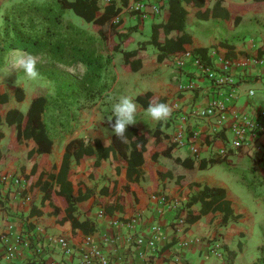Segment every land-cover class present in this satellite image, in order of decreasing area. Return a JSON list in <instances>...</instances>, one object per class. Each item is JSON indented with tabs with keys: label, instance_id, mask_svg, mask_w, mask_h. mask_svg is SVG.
Here are the masks:
<instances>
[{
	"label": "crops",
	"instance_id": "crops-1",
	"mask_svg": "<svg viewBox=\"0 0 264 264\" xmlns=\"http://www.w3.org/2000/svg\"><path fill=\"white\" fill-rule=\"evenodd\" d=\"M18 1L21 0H0V21L4 9ZM154 1L127 0V4L112 18L114 24L119 23L118 28L136 26L131 31V41L125 47L120 44L117 49H111L109 43H119L120 38L108 27L102 28L106 38H99L98 52L108 56L110 62L100 76V84H106L92 97L85 93H67L60 99L56 95L55 83L46 77L45 82L26 85L22 80L25 74L22 69L9 71L8 59L17 50L8 51L0 60V93L7 95V100L0 103V177L6 176L4 181L0 180V234L13 224V232H20L30 242L34 241L29 249L22 246L12 260L5 257L0 244V264H80L81 251L87 247V236L94 238L111 264H224V247L237 251L233 264H256L264 242V186L252 192L251 182L264 183L261 155L251 154L252 150L242 147L229 149L225 157L217 156L218 148L228 146L229 135L223 130L213 131L212 118L188 120V128L196 132L190 140L199 148L198 154H193L187 145L177 146L169 141L178 126V121L173 118L175 107L184 113L204 108L219 89L195 66L187 64L183 69L178 68L173 60L181 51L159 60L157 48L151 43L139 49L142 59L137 70L124 67L122 50L138 49L140 42L150 40L153 23L168 21V0H158V13L152 12L149 5ZM107 2L99 0L102 6ZM141 2L144 6L139 13L135 7ZM181 6L186 11L184 29L173 28L167 36L176 38L186 33L190 41L184 44V48L189 51L197 47L207 48L214 67H220L224 60L236 62L264 55V0H183ZM214 9L217 14H212ZM206 12V17L201 16ZM78 25L95 37L99 36L100 26L88 22ZM6 57L8 61H4ZM162 65L167 69L161 72ZM78 66L83 72L84 66ZM60 67L63 68L62 65ZM63 69L71 73L68 67ZM20 73L22 75H17ZM232 73L235 74L237 94L232 101L233 108L251 114L264 112V66L249 62L233 65ZM187 77L195 78L196 87L179 91L178 81ZM18 87L23 91L21 100L15 98ZM249 90L254 93L250 95ZM146 92L148 94L145 95ZM38 95L48 98L43 115L53 141L48 153H37V144L32 138H17L15 127L4 119L12 108L25 113L32 98ZM121 95L134 98L138 110L133 126L138 134L148 135L146 149L142 152L143 162L139 166L138 179L129 180L127 160L118 152L110 151L99 160L97 155L79 162L70 157L66 179L74 195L90 191L89 197L78 201L77 205L88 209L98 224L95 231L85 233L80 228H72V222L57 196L59 182L49 175L58 173L66 145L72 139H98L103 147L111 144L112 131L108 120L113 115V104ZM138 95L143 96L145 105L136 99ZM150 102L169 104L172 107L170 118L161 122L148 118L145 109ZM258 142L264 153V131ZM214 157L223 161L199 167L200 160ZM176 158H191L193 166L186 167ZM217 164L224 165L226 170L220 171L223 172L220 178L211 173L201 177L187 176L196 169L210 171ZM14 178H19L20 183H13ZM40 182L51 186L49 199L42 200L44 190ZM194 182L224 187L232 214L236 217L221 225L223 213L210 211L186 228L178 226L176 221L187 211L183 204L195 192ZM244 183L248 190H244L246 186L240 189ZM245 196L247 198L243 201ZM161 197L166 200L162 202ZM171 201H175L177 206L182 205L179 216L176 215V205L170 206ZM53 205L58 206L57 213L53 212ZM199 207L200 203L196 202L190 209L196 213ZM75 215L79 220L84 219L81 211H75ZM132 217L136 220L129 227L127 221ZM153 224L160 227L162 239L154 250H150L138 244L136 237L148 238ZM49 235L64 236L73 248L72 254L64 256L57 245H47L41 255L35 256L36 260L32 253L36 239L45 240ZM184 239L189 242L187 245L182 244ZM250 245L252 252L249 254Z\"/></svg>",
	"mask_w": 264,
	"mask_h": 264
},
{
	"label": "trees",
	"instance_id": "trees-1",
	"mask_svg": "<svg viewBox=\"0 0 264 264\" xmlns=\"http://www.w3.org/2000/svg\"><path fill=\"white\" fill-rule=\"evenodd\" d=\"M181 1L183 0H168L170 13L168 21L152 24L149 41L140 42L138 49L122 50L123 64L126 69L135 71L140 67L142 54L139 49L144 48L148 43L157 48L159 60H163L165 56L172 52L186 50L184 44L190 41L186 33L176 38L167 36L173 28L184 29L186 11L181 6ZM184 1L189 2L191 0ZM126 4L127 0H108L103 6L99 4V0H21L15 2L6 7L1 14L0 60H3L8 51L17 50L32 53L39 58L37 63L39 73L55 83L58 98L63 99L67 93L75 95L85 93V95L92 97L106 84L105 82L100 84V76L110 62L108 56H103L98 52L97 43L99 38H106L105 31L102 28L104 26L108 27L120 38L119 43L115 44L113 41L109 43V47L114 50L120 44L125 47L132 39L131 31L136 29V26L118 28L119 23L114 24L112 22V18ZM69 9L85 22L100 26L99 36L95 37L86 28L66 19L64 14ZM100 9L102 11L99 13ZM132 12L137 11L132 10ZM138 12L141 11L138 10ZM212 14H217V11L214 9ZM207 15V12L201 14L203 17ZM223 15H226V13ZM190 51L204 66L217 68L210 62L207 48L197 47ZM80 64L84 66V70L78 76H74L60 67L61 65L75 67ZM15 98L17 100L23 98V91L19 87L15 91ZM142 98V95H138L136 99L145 105ZM6 100L7 95L0 93V103ZM74 101L77 102V99L75 98ZM47 104L48 98L44 95H38L32 98L25 113L12 108L6 112L4 118L6 123L15 127L17 138H32L36 142L35 151L37 153H48L52 148L53 141L43 118ZM109 119L114 120V115L110 116ZM1 136L2 133L0 132ZM147 139L148 135L146 133L138 134L136 128L129 125L124 140L121 141L112 133L111 144L107 147H103L98 139L74 138L67 143L58 173L50 174L49 177L59 182L57 196L66 212V216L72 222L73 229L80 228L83 232L89 233L95 231L98 224L90 216L88 209L77 205L78 201L89 197L90 191L74 195L71 184L66 179L70 157L73 156L75 161L79 162L83 158L97 155V160H99V158L106 157L110 151L118 152L127 160L128 179L137 180L139 166L143 162L142 152L146 149ZM176 161L186 167L193 166L191 158L183 160L176 158ZM222 161L217 157L208 160L203 159L199 161V167L204 168L207 164ZM133 174H135L134 177ZM160 175L163 176L164 174L160 172ZM39 184L44 190L42 200L49 199L51 186H48L47 182H40ZM192 187L195 192L184 202L183 207H186L187 211L179 217L182 222L176 221L178 226L186 228L187 225L196 221L201 215L210 211L223 213L221 225H225L231 217H236L232 214L230 201L226 198L224 187L201 185L198 182L192 183ZM196 202L200 203V207L195 213L190 207ZM181 206L176 205L177 216H179ZM57 211L58 206L53 205V212L57 213ZM75 211H81L84 214V219L79 220L75 215ZM236 253V250L224 247L222 252L224 264H233ZM256 264H264V242L261 245Z\"/></svg>",
	"mask_w": 264,
	"mask_h": 264
},
{
	"label": "built area",
	"instance_id": "built-area-1",
	"mask_svg": "<svg viewBox=\"0 0 264 264\" xmlns=\"http://www.w3.org/2000/svg\"><path fill=\"white\" fill-rule=\"evenodd\" d=\"M146 3V2H145ZM152 8V12L158 13L160 10V3L158 0L149 3ZM144 6V2L137 5L135 9L141 10ZM175 65L183 69L187 64L195 66L201 74L210 79L214 86L219 90L216 95L208 101V104L201 109H193L190 112L184 113L180 111L176 106L174 110L173 118L177 120L178 126L173 134L170 136L169 141L177 146L187 145L189 146L193 154L199 153V148L190 140L191 137H195L196 132L188 128L189 119L198 118H212L213 119V131L218 132L223 130L228 133V146H222L217 150V156L225 157L229 149H239L247 147L248 150H252L251 154H259L262 157L264 164V153L262 146L258 142L261 133L264 131V112L248 113L241 109L233 108V100L236 97V79L234 73H232V66L234 65H246L247 62L256 65L264 66V55L258 57H252L247 59H241L233 62L232 60H224L222 65L218 68H211L204 66L198 58H195L191 51L185 50L177 53L174 57ZM194 77H187L178 81L179 91H188L196 87ZM248 93L253 94V90H249ZM6 179L5 175L0 177L1 181ZM13 183H20L19 178H14ZM161 201H165L164 197L160 198ZM175 201H171L170 206L174 207ZM136 217H132L127 221L129 227L133 226ZM178 221L182 222L179 218ZM118 222L116 221L115 224ZM150 235L146 239L136 237L138 244H142L150 250H154L157 246V242L162 239L160 234V227L156 224L150 226ZM34 242V241H33ZM30 239L20 232H13V224L7 226V231L0 234V244L3 246V253L9 260L19 252L22 246L27 249L31 248ZM87 247L82 249L80 264H111L110 259L104 254L102 249L98 246L92 236L85 238ZM189 242L183 240L182 244L187 245ZM57 245L60 252L64 256H69L73 252L72 246L68 243L64 236H46L45 240L36 239L34 246L32 247L33 256L41 255L44 252V246ZM36 257V258H37Z\"/></svg>",
	"mask_w": 264,
	"mask_h": 264
},
{
	"label": "clouds",
	"instance_id": "clouds-1",
	"mask_svg": "<svg viewBox=\"0 0 264 264\" xmlns=\"http://www.w3.org/2000/svg\"><path fill=\"white\" fill-rule=\"evenodd\" d=\"M37 63L38 60L32 53L14 51L11 54L9 71L10 69H22L28 79L36 80L41 75L37 70ZM137 110V103L133 97L128 95H121L113 104L112 111L115 119H109L108 122L112 133L121 141L124 140L127 126L136 123ZM171 113L172 107L164 102H150L145 109V115L155 122L166 121Z\"/></svg>",
	"mask_w": 264,
	"mask_h": 264
},
{
	"label": "rangeland",
	"instance_id": "rangeland-1",
	"mask_svg": "<svg viewBox=\"0 0 264 264\" xmlns=\"http://www.w3.org/2000/svg\"><path fill=\"white\" fill-rule=\"evenodd\" d=\"M64 17L66 18V19H70V20H72L73 22H75L76 24H80V23H85L78 15H76L71 9H69V10H66V12H65V14H64ZM7 54V53H6ZM5 54V55H6ZM8 61L9 60V63H10V60H11V57H10V59H8L7 60V57H6V59H4V61ZM163 64H165V63H163ZM63 68H65V66H62ZM164 68L165 69H167V67L165 66V65H162V67L160 68L161 70V72L162 71H164ZM68 69H69V71L71 72V74H73V75H78V74H80V72L82 71V68L80 67V66H75V67H68ZM23 73V72H22ZM22 73H20V74H17V75H22ZM17 75H15V76H17ZM134 76V75H133ZM15 78V77H14ZM23 81H25V83H26V85H28L29 83H31V84H39L41 81L42 82H45V77H43V76H41L40 75V78H38V79H36V80H30V79H28L27 77H26V75L24 74V77H23V79H22ZM138 82H140L139 80H138ZM140 84V83H139ZM45 87H47V85H45ZM49 89V88H48ZM47 89V90H48ZM145 94H148L147 92L145 93ZM53 104H54V101H53ZM46 121H47V123H48V125H49V120H47L46 119ZM220 171H226L225 170V168H224V165H222V164H217V165H215L210 171H208V170H199V169H196V170H192V171H190L189 173H187V176H192V175H195V177H201V176H204V175H208V174H216L217 175V177L218 178H220L219 177V175H221L222 176V173L223 172H220ZM225 173V175H226V172H224ZM252 183V189L253 190H251L252 192L254 191V190H256V191H258V189H262V185L264 186V183H261V184H259L258 182H256L255 181V184L253 183V182H251ZM246 186V187H245ZM245 187V189L244 190H248V186L244 183V185H240V189H243ZM247 197L245 196V197H243L242 198V200L244 201V199H246ZM262 207V206H261ZM250 252H252V245H250L249 246V254H250Z\"/></svg>",
	"mask_w": 264,
	"mask_h": 264
}]
</instances>
